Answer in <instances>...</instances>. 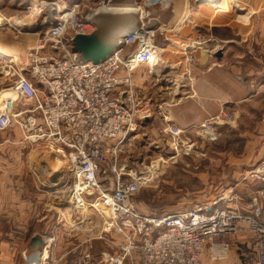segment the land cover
Segmentation results:
<instances>
[{"label":"built area","instance_id":"obj_1","mask_svg":"<svg viewBox=\"0 0 264 264\" xmlns=\"http://www.w3.org/2000/svg\"><path fill=\"white\" fill-rule=\"evenodd\" d=\"M110 1L100 0L97 6L63 2L61 8L58 0L28 5L31 14L43 13L47 26L37 33L35 44L25 53L20 74L13 79L10 89L15 98L0 97V132L14 123L23 144L62 150L73 174L71 197L93 199L103 213L111 214L107 225L111 234L92 238L110 239L115 248L98 253L82 249L74 264H205V258L208 264H223L242 225L256 240V264H264L263 188L245 201L247 214L240 211L242 201L234 189L212 205L199 203L175 213L153 215L136 209L133 199L142 186L140 180H145L142 174L122 179L118 159L138 124L153 114L154 106L158 108L151 99L138 95L133 73L145 65L152 75L149 65L154 50L158 51L153 38L163 28L144 15L136 27L117 38L103 61L82 62L72 51L73 39L96 29V9L111 5ZM168 1L148 0L143 7ZM206 52L209 57L213 55L211 49ZM234 119L235 112L223 108L203 120L196 135L213 144L219 139L218 127ZM165 131L177 152L189 156L199 151L194 141L182 135L185 130L180 127L168 122ZM240 178L264 182V161L244 171ZM221 202L233 203L234 207H221ZM74 209L80 208L74 205ZM56 237H45L41 254L29 257L27 263L60 264L67 254L57 255Z\"/></svg>","mask_w":264,"mask_h":264},{"label":"rangeland","instance_id":"obj_2","mask_svg":"<svg viewBox=\"0 0 264 264\" xmlns=\"http://www.w3.org/2000/svg\"><path fill=\"white\" fill-rule=\"evenodd\" d=\"M38 1L41 0H0V39L4 37L6 41H12L11 38H14L18 42L20 41L21 46L29 45L24 50L26 53L27 49L35 44L37 33L47 26L43 22L45 18L43 13L37 15L30 12L32 9L28 5ZM58 1V4H60L58 8H61L63 2L66 5H69L72 1L74 3L80 2L97 6L100 0ZM104 1L107 2L109 0ZM145 1L148 0H111L112 4L108 6L138 8V10L142 11L143 16H146V19H156V23L162 28L163 25H160L157 20V9H166V14L170 17H174L177 15V11H179L176 6L179 4L176 0L168 1V3L160 6L144 8L143 2ZM204 1L182 0V4L186 8H182L181 10L188 11V13L184 17V20L178 23L182 25L190 22L192 19V27L198 32V36L201 32L198 31L199 28L195 25H201L200 21L211 19L215 15L213 13L214 9H218L214 7L215 4H204ZM228 2L229 8L232 11H229L227 14L215 15V17L238 19L244 26L246 38L238 46L236 41L223 42L212 39L207 40L209 42V45H207L205 40H201L199 42L201 45L198 44L200 46L198 50L200 49L205 52L211 49L213 63L215 61L220 63L223 59H228V63H231L233 60L230 59L240 56L243 57V60L244 58L246 59L244 63L252 66V63L256 62V54H264L258 53L255 47L261 42L264 43L263 40L260 41L258 39V30L255 28L256 23H254V20L256 21L255 16L257 14L255 13L254 16L253 11L257 9H253L251 0H229ZM40 11L44 12V7ZM152 12L155 13V17L152 16ZM260 14L264 20V9H261ZM242 16L246 17V19L244 20ZM215 17L214 19H216ZM160 31L155 33L153 42L155 46H158L159 57L157 59L161 58V60H159V66L156 69L154 68L155 70L151 73L158 76V80L160 81L157 87L155 86L156 84L154 85V93L151 95L152 103L157 106L177 97L170 95L172 91H176V93L174 92L176 95L185 89L187 91L186 85L190 84V82L186 77H188L189 66L192 65L191 53L196 51L194 45L187 47L185 52L176 50L174 47L168 46L167 48V45H165L167 41ZM24 57L25 54L23 59ZM23 59L22 63L24 62ZM21 67L22 64L20 65L19 62L10 60L0 61V97L1 92L4 90L6 93H9L8 89L11 88L13 79H16L20 74L19 70ZM145 72L151 78L152 75L148 74V68H146ZM169 76H171V81L168 78ZM236 76H238L239 81H242L246 75L240 73ZM166 78L167 81L169 80L168 82L165 81ZM168 85L172 87L168 89ZM182 85L185 88H182ZM155 107H153V114L144 121H141L135 128V131L131 133L129 136L130 142L125 145V150H123L122 155L118 159L120 172L123 173L121 175L122 179L129 180V176L134 177L145 172L151 174L150 180H140L142 186L133 199V203L139 212L161 215L191 208L205 201L208 194L220 188L223 185L221 181L222 177H224L225 181L228 180L231 184H234L237 177H241L244 171L251 168L240 167L238 170L231 167L224 168L223 159L220 154V147L222 146L220 137L215 143L208 144L195 134L190 137V140L196 143V148L199 151L189 156H185L179 151L177 152V150L173 149V140L165 131L166 127H163L161 120L158 119L160 113L157 114L156 112L160 108ZM17 108L18 106L15 105V110ZM182 135L184 136V134ZM22 139L21 131L14 123L5 131L0 132V144L2 143L0 146V178L4 177L6 180L18 181V189H14V191L20 192L21 198L24 201L29 198V204L32 205L31 214L23 216L25 222L21 225L22 231L25 230V227L30 230L29 234L28 232L25 233L28 234L25 238L31 236L30 243L34 245L35 242H38L36 244L38 246L40 242L43 243L45 237L54 236L55 238L57 236V243L54 247L57 255H63L67 250L70 251L60 261V264H74L75 259L81 251L80 249L84 248L85 244L89 242L98 252L105 250L112 251L115 246L114 244L112 245L110 239L92 238L107 236L112 231L106 229L109 217L90 207L94 203L93 199H84L87 207H90L89 209H74L70 195L73 174L68 162L66 161L65 165L56 173H51L50 171L47 175L46 172L43 171V173L41 170L46 169L48 171L47 168L49 169L53 161L58 157L61 158L62 155L56 154L55 152L58 150L48 145L23 144ZM226 146L223 148L225 149ZM7 188L6 186V190ZM113 236L114 238H119L116 235ZM89 239L90 241H88ZM22 242L24 243L23 240ZM235 245L230 249L231 258L227 264H254L253 248L247 245ZM20 250L18 248L17 252H20ZM42 250L43 247L40 252H37L38 255L41 254ZM20 254L22 255V253H18V256ZM23 255L26 263L29 257H36L27 251Z\"/></svg>","mask_w":264,"mask_h":264},{"label":"crops","instance_id":"obj_3","mask_svg":"<svg viewBox=\"0 0 264 264\" xmlns=\"http://www.w3.org/2000/svg\"><path fill=\"white\" fill-rule=\"evenodd\" d=\"M176 1L179 4L176 5L179 11L174 17L167 16L166 9H157V20L160 25H163V30L160 32L167 41L165 45H167V48L168 46L174 47L182 52H185L187 47L194 45L196 51L191 53L192 65L189 66L188 77H186L190 82L186 85L187 91L185 89L178 95L175 94L176 91H172L173 93L171 92L170 95L177 97L158 106L160 108L156 112L157 114L160 113L158 119L161 120L163 127H166L168 121H170L173 125L185 130L184 137L190 140V137L196 134L197 127L203 120L218 114L223 108L234 111L235 119L229 125L218 127L222 144L220 147L222 163L224 168L231 167L237 170L240 167H254L264 161V123H261V119L264 118V54H256V62L252 63V66L244 63L246 59L243 60V57L240 56L230 59L233 60L232 62L235 60L234 63H228V59H223L220 63L218 61L213 63L206 51L198 50L200 48L198 46L199 42L205 40L209 45L207 40L217 39L223 42L236 41L238 46L246 38L244 26L238 19L234 20L220 16V18H216L214 15L211 19L200 21L201 25L195 23V26L199 28L198 31L201 32L198 36V32L192 27V19L188 23L178 24L181 23L179 20L184 12L181 9L186 7L182 4V0ZM251 3L253 9H257L253 13L254 16L255 13L257 14L254 23H256L255 28L258 30V39L264 41V20L260 14L261 9H264V0H251ZM11 39L12 41H6L4 37L0 39V51L13 53L12 55L16 59L14 62H19L21 65L25 54L24 50L29 45L21 46L20 41L18 42L14 38ZM255 47L258 53H264V43L261 42ZM1 60L12 61L11 58L8 59L0 55ZM146 68L147 66L142 65L136 69L133 73V80L138 95L141 98L152 99L153 88L157 87L160 81L155 74L150 78L145 72ZM240 73L246 75L242 81H239L238 76H236ZM168 78H170V81L172 80L171 76ZM165 81H167V78ZM184 85L181 87L185 88ZM167 87L169 89L172 86L168 85ZM181 93L183 94L181 95ZM3 95L4 92L2 91L1 96L3 97ZM225 145L227 146L224 149ZM235 180V183L231 184L222 177L223 185L208 194L202 203L212 205L218 197L234 189L242 201L240 211L247 214L245 201L247 202L250 194L257 189H264V182L241 181L240 177ZM17 183L16 180L0 178V264H27L23 253L27 251L35 255L43 247L42 242L38 246L36 245L38 242L32 245L30 243L31 236L25 238L30 230L26 227L23 231L21 229L22 223L25 222L23 216L31 214L32 205L29 204V198L24 201L21 198V193L14 191V189H18ZM6 186L8 187L7 190ZM219 205L221 207H234L233 203L230 202H221ZM27 232L28 234H25ZM22 240L24 243H21ZM234 244H236L235 246H251L254 252L253 263L256 264V240L246 225H242V229L232 239L230 249ZM18 248L21 249L20 252H17ZM85 248H91L94 253L98 252L90 242L80 250ZM230 249L227 260L223 264L230 262ZM68 252L70 251L67 250L63 254H68ZM18 253H22V255L18 256ZM205 264H208L206 258Z\"/></svg>","mask_w":264,"mask_h":264},{"label":"bare ground","instance_id":"obj_4","mask_svg":"<svg viewBox=\"0 0 264 264\" xmlns=\"http://www.w3.org/2000/svg\"><path fill=\"white\" fill-rule=\"evenodd\" d=\"M172 1V0H171ZM229 0H205L204 1V4H215L214 7H217L218 9H214V14L215 15H220V14H227L229 13V11H232L230 10L229 8ZM96 13H98L97 15V18L99 16H103V15H115V16H121V17H126L130 22H128L129 24V28L126 29V30H123L120 35L124 34V33H127L128 30L136 27V25H138L141 20L143 19V13L142 11L138 10V8L136 9L135 7H126V6H106V5H103V6H100L96 9ZM188 11H184L179 22H182L184 20V17H186ZM190 13V12H189ZM243 19L245 20L246 17L242 16ZM96 18V19H97ZM1 20V18H0ZM123 21H126V19L124 18ZM237 22V21H235ZM127 24V22H126ZM235 24V23H234ZM119 35V36H120ZM2 50V49H1ZM154 50V49H153ZM13 54V53H12ZM11 53H9L8 51L5 52V51H0V55L4 56V57H7L8 59L11 58L12 61H15L16 59L14 58V55H12ZM159 57V52L156 51V49L154 50V55L152 56V60H151V63H150V69L152 70H155L158 66H159V60H161V58H158ZM155 68V69H154ZM171 84H174L171 82ZM9 93H6V91L4 90V95H3V98H15L16 94L11 91V89H8ZM54 152V151H53ZM56 154L58 155H62V159L60 157H58L57 159H55L53 161V164L49 167V169L47 168L48 171H46V169H42L41 172H46L47 175L50 173H56L57 171H59L64 165H65V162L67 161L65 156H64V153L62 150H58L57 152H55ZM65 159V161H64ZM45 165V164H44ZM43 172V173H44ZM52 175V174H51ZM54 175V174H53ZM144 180H147V179H151V174L150 173H143L142 174V177ZM72 203L77 206L78 208L80 209H83V208H87L89 209L90 207L93 208V210H96L97 212H101L103 213V210L101 209V207L98 205V202H95V203H92V205L88 208L87 207V204L84 202L83 199H81L80 197H77L75 194L73 195L72 197ZM106 217H110L111 214L110 212L108 211H104L103 213ZM106 229H108V226L106 227ZM47 254L46 251H44L43 253V256H45Z\"/></svg>","mask_w":264,"mask_h":264},{"label":"water","instance_id":"obj_5","mask_svg":"<svg viewBox=\"0 0 264 264\" xmlns=\"http://www.w3.org/2000/svg\"><path fill=\"white\" fill-rule=\"evenodd\" d=\"M155 17V13L152 12ZM124 18L126 21H123ZM127 22V24H126ZM130 22L126 17L103 15L96 19V29L88 35H77L73 39L72 51L77 53L82 62L98 63L103 61L113 50L116 40ZM153 24H157L152 19ZM38 256V253H35Z\"/></svg>","mask_w":264,"mask_h":264}]
</instances>
